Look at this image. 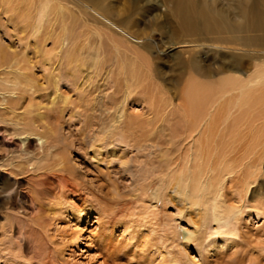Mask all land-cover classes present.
<instances>
[{
    "label": "rangeland",
    "instance_id": "obj_1",
    "mask_svg": "<svg viewBox=\"0 0 264 264\" xmlns=\"http://www.w3.org/2000/svg\"><path fill=\"white\" fill-rule=\"evenodd\" d=\"M90 1L63 0L73 16L71 26L74 34L71 36L76 40L74 47L78 50L97 48L111 65L115 59L112 38L109 36L112 32L100 18V12L90 16ZM263 1L107 2L112 4L108 12L110 17L121 21L122 34L116 35L115 39H120L128 47L123 49L122 61L125 58L133 61L138 68L147 63L139 64L131 49L148 58L153 83L157 88L154 93L162 104L160 106L168 105L167 113L171 114L182 113L191 82L212 85L226 77L253 82L256 68L261 66L260 72L264 70V32L258 29L259 21L252 18L257 16V11L264 12ZM183 8L187 9L186 13ZM251 9L255 10L254 14ZM204 10L211 11L212 19L223 22L227 27L228 31L222 33L220 38L214 36L216 40L203 29L190 32L181 24L185 15L200 23L199 17ZM4 19H0L1 44L17 50L26 46L28 42L18 41L21 34L17 27L10 26ZM251 24L256 26L253 30ZM232 29L240 33L245 31L243 38L246 40L236 36ZM248 30L257 38H253ZM128 34H132V38L124 39ZM67 45L65 42L63 48ZM148 46L151 49L149 52ZM46 47L51 49L49 41ZM38 66L32 72L39 85L47 71ZM263 88L264 85L251 88L249 100H239L238 90H230L231 94L226 95L216 93L214 103L219 101L217 108L202 106L205 115L215 110L219 115L221 112L231 114L229 121L221 125V131L224 140L228 139L230 129L237 133L233 143L238 148L233 157L237 158V162L240 160L239 163H244L252 148L256 153V156L254 153L247 157V160H251L250 171H254L255 175L240 203L236 202L240 197L234 198L235 186H239L233 179L237 177L231 175V184L227 176L220 174L217 178L224 181V206L236 208L241 205L242 208L229 226L213 222L210 214L204 219L201 209L200 214L195 212L190 185L185 187L183 206L170 199L161 177L149 171V150L128 148L116 142L108 144L100 150L102 152H94L97 143L93 142L89 128L85 130V115L75 112V119L70 121L67 109L54 122V126L60 132H56V138L61 140L60 146L65 149L64 155L79 189L78 199L73 200L74 204L66 201V198L63 200L62 178L67 174L55 168L46 171L43 177L33 179L35 182L32 181L31 186L24 185L37 198L35 202L44 205V213L40 212V217L34 216L35 219L33 217L28 226L10 219L2 221L5 228L0 230V264H264V150L262 153L256 141L261 138V131L264 136ZM70 95L75 99L73 93ZM131 102L128 105H131L129 107L134 113L143 112V104ZM185 126V123H177L168 115L164 122L158 124L157 131L162 136L176 137L184 132ZM162 127L165 130L162 131ZM245 133L247 138H243ZM113 151L115 156H111ZM203 164L206 166L208 162ZM24 178L20 181H24ZM46 189L51 191L49 196L43 195ZM239 191L242 193L241 188ZM104 210L105 214H101ZM233 225L236 226L234 235L228 232ZM189 235L192 236L187 239Z\"/></svg>",
    "mask_w": 264,
    "mask_h": 264
},
{
    "label": "bare ground",
    "instance_id": "obj_2",
    "mask_svg": "<svg viewBox=\"0 0 264 264\" xmlns=\"http://www.w3.org/2000/svg\"><path fill=\"white\" fill-rule=\"evenodd\" d=\"M107 1L91 0L92 6L90 5L88 10L91 17L100 12L105 26L110 27L112 35L109 36L112 38L115 52L111 65L104 60L102 52L97 48L85 47L78 50L74 47L76 40L72 38L73 16L63 0H0V19L6 18L10 26L12 24V27H17L21 34L18 36L19 42H28L19 50L4 47L0 42V230L5 228L3 220L10 219L24 225L34 216L40 217L38 214L44 211V205L37 204V198L23 186H31L33 179L43 177L48 170L55 168L67 174V177L64 175L62 178L63 200L66 198V201L74 204L78 199L79 189L75 184L72 168L64 155L65 149L60 146L61 140L56 138V132L59 130L56 131L54 126V122H57L67 109L70 121L75 119V112L81 116L85 115V130L89 128L93 142L97 143L94 152H99L108 144L116 142L128 148L149 150V171L161 177L164 189L168 192L166 195L171 196L170 199L173 198L179 206H183L185 187L190 185L195 212L200 214L201 209L204 219L210 214L213 222L229 226L232 219L236 220L242 208L241 205L236 208L224 206V181H218L217 178L220 174L228 178L231 175L237 177L233 179L239 186H235L234 198L240 197L236 201L240 203L253 183L251 179L254 178L255 172L250 171L251 160H247V157H251L255 151L252 148L245 154L244 163H239L240 160L237 162V158H233L238 152V148L233 146L237 133L230 129L228 139L224 140L221 131V125L229 121L231 114L221 112L219 115L215 110L205 115L202 106L205 104L217 108L219 101L214 103L216 93L226 95L235 90H238L239 100H249V90L264 85V70L260 72L261 66L256 68L253 82H243L232 77H226L212 85L191 82L186 91L182 113L168 114V105L160 106L162 104L154 93L157 88L155 89L153 83L148 58L138 54L135 49H129L139 64L147 63L139 65L138 68L133 61L126 58L122 61L123 49L128 47L120 39H115L116 35L122 34L121 21L110 17L108 12L111 3ZM254 9H251L252 14L255 13ZM186 11L187 9L183 8V12ZM201 15V22L198 24L194 18L182 16V26L190 32L203 29L217 38L227 30L223 22L212 19L211 11L204 10ZM256 15L252 18L259 21L258 29L264 32V12L257 11ZM251 25L253 30L256 26ZM234 33L240 39L246 40L243 38L245 31ZM250 33L253 38H257ZM131 35L128 34L124 39H131ZM29 40L33 42L30 43ZM48 41L51 43V49L46 47ZM65 42L68 45L64 49ZM150 50L148 46L147 52ZM36 65H40L39 69L43 68L44 72L47 71V75L42 76L44 81L39 85L35 82L32 72ZM109 89L110 93L107 94ZM70 93L75 95V99ZM129 101H132V104H143V112L134 113L129 107L131 105H128ZM236 105L243 107L239 103ZM168 115L172 116L173 121L186 124L184 132L179 136H162L158 133V124L164 122ZM162 128V131L165 130ZM70 135L72 136V132ZM82 135L83 133L80 134ZM243 136L248 137L247 133ZM260 137L256 140L257 147H260L263 153L262 131ZM103 142L106 143L103 145ZM218 142L221 147L217 146ZM111 154L115 156L114 151ZM254 155L256 156V153ZM205 161L208 162L206 166L203 164ZM22 178L25 180L20 181ZM229 180L231 184L233 180ZM50 192L46 189L43 195L49 196ZM239 194L242 195L238 196ZM105 212L106 210L101 214ZM235 227L233 225L228 232L236 234L233 230Z\"/></svg>",
    "mask_w": 264,
    "mask_h": 264
}]
</instances>
